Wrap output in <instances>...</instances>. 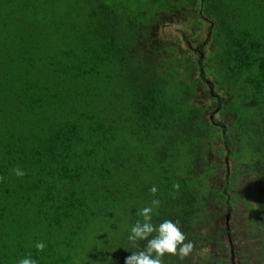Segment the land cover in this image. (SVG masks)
Listing matches in <instances>:
<instances>
[{"label":"trees","instance_id":"16d2710c","mask_svg":"<svg viewBox=\"0 0 264 264\" xmlns=\"http://www.w3.org/2000/svg\"><path fill=\"white\" fill-rule=\"evenodd\" d=\"M153 199L164 264H264V0H0V264H124Z\"/></svg>","mask_w":264,"mask_h":264},{"label":"clouds","instance_id":"9594fccd","mask_svg":"<svg viewBox=\"0 0 264 264\" xmlns=\"http://www.w3.org/2000/svg\"><path fill=\"white\" fill-rule=\"evenodd\" d=\"M18 177L25 175L19 168L13 169ZM150 191L154 194L156 188ZM160 205V201L153 199L150 206L142 207L137 215L141 217L131 225L128 241L133 247H137V242L145 241L143 248L137 251H130V255L125 258L124 264H164V257L168 254L186 256L192 249L191 243H185V236L178 227V222L164 219L158 224L152 222L154 210ZM35 249L40 252L45 248L43 242H36ZM16 264H38V259L30 255L21 257Z\"/></svg>","mask_w":264,"mask_h":264}]
</instances>
